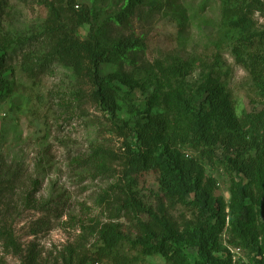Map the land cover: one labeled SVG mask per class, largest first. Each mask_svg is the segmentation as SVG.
I'll list each match as a JSON object with an SVG mask.
<instances>
[{"label":"trees","instance_id":"trees-1","mask_svg":"<svg viewBox=\"0 0 264 264\" xmlns=\"http://www.w3.org/2000/svg\"><path fill=\"white\" fill-rule=\"evenodd\" d=\"M221 27L230 40V53L237 65L254 80L258 97L264 102V26L257 29L254 15L264 18L259 0H219ZM46 11V17L30 27L27 42L20 44V65L16 73L35 84L37 73L56 64L69 73L78 92L89 88L90 101L108 118L110 133L122 140L119 154L96 147L85 159L98 174H105L111 159L119 162L121 178L100 202L110 220L124 218L135 235L133 245L141 256H160L167 264H232L230 257L214 252L228 218L229 244L254 254L253 264H264V108L256 114L236 116L230 92L207 79L196 90L182 89L178 69L161 62L150 65L142 60L145 44L130 32L132 21L163 12L177 24L184 37L190 19L184 7L159 0H22ZM8 0H0V104L19 89L11 75L12 55L7 49L6 30L12 14ZM88 27L85 35L81 31ZM28 43V44H27ZM116 70L102 76L100 65ZM129 88L124 98L131 124L122 118V99L113 83ZM20 85V83H18ZM134 90L144 94V107L131 102ZM0 130V140H4ZM221 160H216L217 151ZM219 165L230 177V200L214 199L203 188L202 161ZM0 160V195L18 182V172ZM148 173H154L161 195L149 203L140 186ZM192 199L188 201V197ZM254 203L263 222L257 228ZM184 207L190 219L173 220L170 210ZM228 213H225V209ZM193 211H196L192 213ZM119 224L108 223L98 231L100 246L92 264L108 260L126 264L122 243L128 237ZM0 236L15 246L6 225ZM262 236V243L258 237ZM196 251V261L188 260L186 250ZM73 251L70 250L69 255ZM69 259L71 260L70 256ZM64 258V264L71 261ZM28 264H35L32 246ZM77 264H86V259Z\"/></svg>","mask_w":264,"mask_h":264},{"label":"rangeland","instance_id":"rangeland-1","mask_svg":"<svg viewBox=\"0 0 264 264\" xmlns=\"http://www.w3.org/2000/svg\"><path fill=\"white\" fill-rule=\"evenodd\" d=\"M175 2L185 8L190 19L183 38L177 36V24L163 12L132 21L129 33L141 38L145 44L142 60L154 64L161 62L168 69L182 71L179 83L182 89L196 90L207 79L225 87L231 94L236 116L256 114L264 108L258 97L254 80L236 64L230 53V40L221 27L219 0H159ZM264 3V0H259ZM12 14L6 30L7 49L13 53L11 75L19 91L0 104V160L6 168H14L19 180L0 195V226L6 225L12 233L15 246L0 236V264H28L32 246L35 264H71L96 258L100 246L98 231L104 224H119L128 240L122 243L127 256L126 264H167L160 256L143 257L133 245L134 232L124 219L110 220L101 197L110 192L121 178L119 162L111 159L109 170L98 174L85 159L96 147L119 154L122 140L110 133L108 118L89 99V88L78 92L68 72L56 64L46 66L45 73L36 74L35 84L16 73L20 65L18 51L27 42L30 27L46 17L42 8L22 0H8ZM78 3L88 4L87 0ZM257 29L264 26V18L254 15ZM88 27L81 31L85 35ZM28 44V43H27ZM116 68L102 64V76ZM20 83V85H18ZM122 106V118L131 124L138 118L129 113L124 102L129 88L120 82L113 83ZM131 102L138 109L144 107V94L134 90ZM221 151L216 160L220 161ZM203 188L214 199H222L227 206L230 200V177L217 164L203 160ZM154 173H148L140 186L149 203L161 195ZM192 196L188 197V201ZM257 228L263 222L259 207L251 203ZM196 211H193L194 213ZM228 213V209H225ZM173 220L190 219L191 211L184 207L170 210ZM228 218L218 237L214 254L230 257L232 264H253L254 254L241 246L229 244ZM262 236L258 243H262ZM73 252L69 255V251ZM188 260L196 261V251L187 249ZM95 264V263H94ZM96 264H112L108 260Z\"/></svg>","mask_w":264,"mask_h":264}]
</instances>
